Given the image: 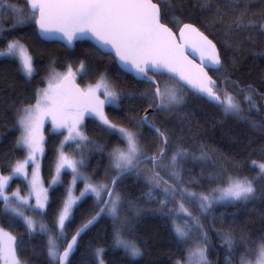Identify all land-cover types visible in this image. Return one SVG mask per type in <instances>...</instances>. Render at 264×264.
<instances>
[{"label":"trees","instance_id":"16d2710c","mask_svg":"<svg viewBox=\"0 0 264 264\" xmlns=\"http://www.w3.org/2000/svg\"><path fill=\"white\" fill-rule=\"evenodd\" d=\"M29 16L18 23L8 9H0V51L11 42L28 47L35 74L27 78L14 58L0 59V173L12 174L18 161L27 151L17 145L21 137L18 126V109L34 106L42 90L48 89L47 77L53 69L65 71L72 64L83 63L87 73L80 77V85L95 84L105 76L112 88L121 96L119 106L106 108L107 116L116 127L134 132L141 130L144 113L154 109V87L137 81L119 69L112 55L103 54L88 42L77 43L69 50L59 43L42 41L34 19L29 17L26 0H11ZM161 7L162 22L177 32L186 23L195 25L218 47L223 65L214 71L212 78L221 100L232 94L239 102V111L226 113L224 104H212L200 95L166 75L155 76L162 88L167 83L180 86L183 102L175 108L160 110L149 115L156 129L167 137L168 152L160 165L180 150L188 155L177 161V180L158 170L141 166L117 181L115 194L120 196L118 215L106 213L80 239L69 264H181L190 253L193 242L180 239L175 232L180 203L189 204L180 189L193 193H206L222 185L228 177H248L254 180L256 198L250 201L225 203L212 207L201 215L207 242L210 264H241L243 257L253 262L259 244L264 241V179H259V168L253 164L264 163V0H156ZM233 80V83H230ZM238 87H252L251 100ZM79 148L63 146L64 133H51L47 129L42 166L44 186L49 187L55 175L59 154L63 151L72 159L82 161V174L96 185L109 188L119 173L113 166L112 153L126 149L127 142L116 132L94 119H87ZM147 134L152 146H157L159 136L150 129ZM147 136V137H148ZM204 154L205 159L194 160ZM159 173V186L152 183ZM73 173L65 171L63 181L50 192L49 202L42 212L36 213L46 231H30L27 225L0 200V227L16 236V254L24 264H49L47 242L50 235L60 233L56 221L62 210ZM176 176V175H175ZM166 182V184H165ZM170 187L165 193L164 187ZM83 182L78 184V194ZM5 192L19 205L12 192L26 196L27 178H15ZM106 198V197H105ZM102 204L92 195L83 197L65 223L59 237L61 247L88 220L99 211ZM194 206L193 212H197ZM192 222V217H189ZM40 225H37L38 227ZM200 233V229H196ZM117 233L121 239L134 243L139 255L116 244ZM201 234V233H200ZM233 240L231 250L225 236ZM202 236V235H201ZM21 245H23L21 247ZM103 249L100 256L97 250ZM0 264H2L0 260Z\"/></svg>","mask_w":264,"mask_h":264},{"label":"snow or ice","instance_id":"6c2138e0","mask_svg":"<svg viewBox=\"0 0 264 264\" xmlns=\"http://www.w3.org/2000/svg\"><path fill=\"white\" fill-rule=\"evenodd\" d=\"M30 6L32 15L39 25L41 33L52 34L59 33L65 37L69 44L73 39L90 35L94 37L101 46H110L115 55L119 58L121 64L128 70H134L138 76L152 82V76L149 72L163 73L168 72L173 76H178L179 80L190 85L197 93L204 94L208 98L219 101L224 104L225 111L238 112L239 104L235 102L230 95H225L224 99L216 94L215 81L204 72L200 65H194L184 55V47L188 38L194 36L196 39L191 41V47L198 51L202 60L210 62L212 65H220L221 60L217 53L215 44L212 43L203 33H201L193 24H184L180 29V40L184 44L178 43L172 30L162 22L161 10L156 0H26ZM8 9L22 23L24 16L23 10L19 9L11 0H0V9ZM11 56L19 59L21 70L28 76L33 71L32 57L28 50L17 42H11L7 45V51H0V56ZM84 69L83 63L80 64V70ZM75 73L68 69L67 73L61 75L55 73L49 81L48 89L42 90L40 98L36 100L34 106H27L18 109V120L22 129L21 137L17 141L18 146L27 149V156L22 161H18L12 169L11 176L0 175V200L4 202L6 210H10L16 216L22 217L30 231H36L35 222L24 212L20 210L19 205L28 204V200L20 196L18 192H12L11 197L17 198L19 205H13L12 199L6 194L5 189L8 187L9 180L15 175H22L27 178V166L30 163L36 165L31 173V193L36 198V207L43 208L47 203V189L43 187L38 176V163L36 153L43 152L41 142L43 137L40 135V127L45 117H50L55 129L67 128V140L78 139L86 140L78 125L83 119L85 113L94 114L101 122L108 125L109 128L116 126L111 124L104 115V105L116 104L121 97L113 90L112 86L101 76L94 86H89L85 90L79 89L74 82ZM178 82V81H177ZM101 94L103 99H101ZM154 100L159 102L155 107L160 109L170 108L183 102L182 93L168 85L162 88L156 86L153 93ZM251 100V97H247ZM143 122L150 123L147 115L142 118ZM118 131L127 139L126 149H116L111 154L113 157V166L119 169L121 173L131 171L136 168L140 159V148L137 144L134 133L124 128ZM156 132L162 142L167 143V137L160 129ZM79 146V145H78ZM164 155V149L161 148L157 155L149 158L155 162L161 160ZM188 155L186 150H180L171 157L170 167L175 169L177 158ZM204 157L202 153L201 158ZM82 161H76L69 158L63 151L59 154V161L56 166L57 178L62 169H70L73 175V184L80 176L78 164ZM253 164L259 168V179H264V163ZM173 175L177 173L173 172ZM57 179H53L52 184H56ZM152 183L159 186V173H156ZM115 184V180H113ZM166 184V182H165ZM165 193L170 191V187H164ZM264 191V189H262ZM220 195L211 197L200 195V208L207 210L215 201H250L256 198L257 189L254 186V180L248 177L233 178L229 177L227 187L219 189ZM94 194L98 204L104 207L99 208L92 219L88 220L83 227L72 237L71 243L65 242L66 246L61 247L59 237L63 234L65 221L69 219L73 206L77 201L86 194ZM102 194L109 197L108 200L102 199ZM190 196H196L195 193H189ZM120 196L113 193L107 185H93L86 183L84 191L79 197H74L69 189L67 198L64 201L62 210L57 217V227L60 233L50 235L47 242V255L49 264H69V256L74 251L76 238L82 231L88 228L101 213L111 214L113 217L118 215ZM187 215V209L183 204L180 205ZM198 229L202 228L197 219ZM40 231H46L44 226H39ZM175 232L180 239H186L189 235L187 226L176 225ZM205 241L207 242L206 233ZM225 243L231 250L233 240L230 235L225 236ZM116 244L129 250L133 256L139 255V249L134 243L121 239L117 233ZM23 245H21L22 247ZM103 252V249L97 250V256ZM207 249L203 246H197L195 250H190L188 264H210L206 255ZM195 258V259H194ZM0 259L4 264H20L16 256V239L0 228ZM103 264V261H100ZM241 264H252L251 261L241 258ZM255 264H264V241L257 249V258Z\"/></svg>","mask_w":264,"mask_h":264},{"label":"rangeland","instance_id":"374dc122","mask_svg":"<svg viewBox=\"0 0 264 264\" xmlns=\"http://www.w3.org/2000/svg\"><path fill=\"white\" fill-rule=\"evenodd\" d=\"M23 13H24V16L22 17V19H27L28 16H29L28 11H23ZM20 44H22V43H20ZM22 45L28 50V47H27V46H25L24 44H22ZM6 51H7V49L4 50V52H6ZM28 52H29V50H28ZM29 54H30V52H29ZM30 56H31V54H30ZM31 57H32V56H31ZM2 58H14V57L6 56V55H5V56H0V59H2ZM14 59H16V60L19 62V64H20L19 59H17V58H14ZM83 65H84V64H83ZM32 66H33V71H32L31 76H28L24 71H22L23 74H24L27 78H32V77L34 76V74H35V67H34L33 59H32ZM20 67H21V64H20ZM68 69H69V67H68ZM68 69H66L65 71H58V70H56V69H53V70L51 71L50 75L47 77L48 86H49V81L53 78V76H54L55 73H59V74H61V75H64V74L67 73ZM71 70H72V69H71ZM72 71H73V73H75V77H76V79H80V77L85 76L86 73H87V70H86V67H85V66H84V69H83L82 71L80 70V64H75L74 70H72ZM103 77H105V76H103ZM105 79L107 80L106 77H105ZM107 81H108V80H107ZM108 82H109V81H108ZM95 84H96V83H95ZM95 84H88V85L84 84V85H81V86H82L83 89L85 90V89H87L89 86H94ZM109 84H110V83H109ZM110 85H111V84H110ZM165 85H168V86H170V87H174V88L178 89L179 91H180V90H183L180 86H175L173 83H167V84H165ZM113 90H114V89H113ZM114 91H115V90H114ZM117 95L120 96L118 93H117ZM120 97H121V96H120ZM39 98H40V96H39ZM39 98H38V99H39ZM233 98H234L235 102H237V103L239 104V102L237 101V99H236L235 97H233ZM101 99H103V95H102V94H101ZM119 102H120V100H119L116 104H108V103H106V104L104 105V108H103L104 115L106 116V118H107L108 120H109V118H108L107 113H106V108L109 107V106L117 107V106H119ZM178 105H179V104L174 105V106H172V107H170V108H175V107H177ZM223 106H224V105H223ZM170 108H166V109H164V110H168V109H170ZM224 109H225V106H224ZM226 113H228V114H234V112H230V111H226ZM87 119H94V120L98 121L99 123H101L102 125H104L105 127H107V128H108L109 130H111L112 132L114 131V132H116L117 134H119V135H120L122 138H124V139L126 140V142H127L126 137H124L123 134L120 133V132L118 131L119 127L109 128L108 125L103 124V123L101 122V120H100L97 116H95L94 114H90V113H85L84 116H83V119L81 120V122H80L79 125H78V128H79L80 132H81L83 135H84L83 126H84V124H85V122H86ZM109 121H110V120H109ZM110 123H111V122H110ZM111 124H113V123H111ZM113 125H114V124H113ZM18 126H19V124H18ZM19 128H20V126H19ZM47 129H49V131H50L51 133H54V134H57V133H64V134H65L64 141H63V146H64V147H65V145H70V147H73V148H71V149H74V148L76 149V148H79L80 143H81L82 141H80V140H78V139H75V140H67V142H65L66 139H67V137H68V135H69V133H68V129H67V128L55 129L54 126H53V124H52V122H51V118H50V117H45V118H44V120H43V122H42V125H41V127H40V130H39L40 135L43 137L42 142H41V146H42V148H43V152H42V153H41V152H37V153H36V157H37V161H36V163H38V176H39V180H40V182L42 183L43 187L47 189V196H48L47 203H48V202H49V199H50V192H51V190H52L54 187H56V186H58V185H60V184L62 183V181H63V173H64L65 171H71V170H70V169H62L61 172H60L59 177L57 178V175H56V168H55V175H54V178H53V179H57L58 182H57L56 184H52V181H53V179H52L51 182H50V186H49V187L44 186V183H43V180H42V166H43V157H44V146H45V142H46V138H47ZM124 129H125V128H124ZM126 130L128 131V129H126ZM20 131H21V133H22V129H21V128H20ZM136 141H137V144H138V146H139V148H140V159H139V161H140L141 158L146 154V151H144V148L141 146V143H140V141H139L138 138H136ZM78 145H79V146H78ZM20 147L27 151V149H25L24 147H22V146H20ZM65 155H67L69 158H71L70 153H69V154H65ZM172 156H173V155H172ZM172 156L169 157L170 159H169L168 161H165V162H163L161 165H160V164L158 165V170H159L160 172H163V173H165V174H167V175H169V173H173V172L177 173L176 169H173L172 167H170V164H171V157H172ZM182 158H183V157H182ZM182 158H181V157H178V158H177V161H178V160L181 161ZM71 159H72V158H71ZM202 159H205V157L201 158V156H200V157H197V158L195 157V158H194V160H202ZM73 160H75V159H73ZM76 161H77V160H76ZM139 161H138V162H139ZM56 166H57V164H56ZM177 166H178V165H177ZM35 167H36V165L33 164V163H30V164L27 166L26 171H27V173H28V192H27V195L24 196V198L28 200V204L19 205V208H20L21 211L24 212V215H25V216L30 217V218L35 222L36 227H37V230H36V231H39V227H38L37 225H40V220H39V218L36 216V213L42 212V211L44 210V208H45V206H46L47 203L45 204V206H44L43 208H37V207L35 206V205H36V198H35V196H34V195H30V193H31V185H30V181H31V173H32V171L34 170ZM115 169H116V168H115ZM116 170H117L118 172H120L119 169H116ZM78 171H79V173H80V176H81V177H84V179H80V178H78V179L76 180V182L73 184V176H72V178H71V180H70V181H71V182H70L71 185H70V188H69V189L72 191V195H73L74 197H79V194H78L77 191H78V184H79L80 182H83V188L81 187V188H82V191H84L86 183H91V184H93V185H96V184H94L93 182H91L88 178H86V177L82 174V172L80 171L79 165H78ZM11 175H12V174H11ZM11 175H9V176H11ZM73 175H74V174H73ZM23 177H25V176H22V175H15V176L12 177L11 180H13V179H15V178H23ZM231 177H232V176H231ZM172 178H174L173 180L176 181L178 177H177V175H176V176L173 175ZM233 178H235V177H233ZM11 180H9V182H10ZM228 181H229V177L225 180V182H224L222 185H219V186H217L216 188H214V189H212L211 191L206 192V193H203V192H202V193H197V194L195 193L196 196H190V195H188L189 193H193V192L188 191L187 189H183V188L180 189V194L183 195V196L185 197V200H187V201L189 202V204H187V205H186L184 202H181L180 205L183 204L184 208L187 209V212L190 213V215H187L183 210H181V207H180L179 217L177 218V222H176L175 226H176V225H181V226L186 225V226H187V229H188L189 235H188V237L186 238V240H190L191 242L194 243V245H192V248H191L190 250H195V249L197 248L198 245H199V246H203V247L206 248V246H205L204 243H203V239L205 238V235H204V234H205L206 232H205L204 229H203V224H202V220H201V215H203V214H205L206 212H208V211H209L212 207H214V206L221 205V204H225V203H235V202H239V201H227V200H223V201H215V202L212 203V206H211L210 208H208L206 211L200 208V200H199V197H200L201 194H202V195H208V196H211V197L219 196V195H220L219 189H222V188H224V187H227V185H228ZM9 182H8V183H9ZM108 188H109V187H108ZM87 195H92V196H94V197L96 198V196H95L94 194L89 193V194H86L85 196H87ZM85 196H84V197H85ZM105 197H106V195H103V194H102V199L105 200ZM82 199H83V197L80 198V199L77 201V203L73 206L71 216H72V214H73L74 209L80 204V202L82 201ZM96 199H97V198H96ZM194 206L197 207V208H196V209H197V212H193V211H192V210H194ZM71 216L69 217V219L71 218ZM18 217H19L21 220H23V222L26 224L25 220H24L22 217H20V216H18ZM189 217H192V222H190ZM69 219H68V220H69ZM197 219H198V221H199V225H202V228L200 229V233H201V234L196 230V229H198V227H197ZM68 220H66L65 223H67ZM26 225H27V224H26ZM65 225H66V224H65ZM0 228H1V227H0ZM58 230L60 231V229H58ZM198 230H199V229H198ZM4 231H5V230H4ZM5 232H7V231H5ZM8 233H9L10 235L14 236L15 239H16V236H15V235L11 234L10 232H8ZM201 235H202V236H201ZM16 245H17V239H16ZM206 255H207V252H206ZM16 256H17V254H16ZM17 258H18V256H17ZM256 258H257V255H256L254 261L252 262V264H255ZM18 259H19V258H18ZM194 259H195V258H194ZM207 259H208V257H207ZM0 260H1L2 264H4V261H3L2 259H0ZM19 261H20V264H24V263H22V261H21L20 259H19ZM188 261H189V255H188L187 260H186L184 263H181V264H188Z\"/></svg>","mask_w":264,"mask_h":264},{"label":"water","instance_id":"95a60500","mask_svg":"<svg viewBox=\"0 0 264 264\" xmlns=\"http://www.w3.org/2000/svg\"><path fill=\"white\" fill-rule=\"evenodd\" d=\"M26 4H27V3H26ZM159 6H160V5H159ZM27 7H28V10L31 12L30 6H29L28 4H27ZM160 10H161V7H160ZM161 16H162V12H161ZM186 24H189V23H186ZM36 25H37L38 36H39V38H40L42 41L47 42V43H59V44L65 46L66 48H68L69 50H73V49L75 48V46H76L77 43H80V42H88V43L92 44L94 47H96V48H97L99 51H101L103 54H106V55H112L113 58H114L115 61H116L117 66L119 67V69H120L121 71H123L124 73H126V74L132 76V77L135 78L137 81L146 82V83L152 85V86L154 87V89H155L156 86H160L159 83L155 80L154 77H155V76H159V75H166V76H168L169 78L174 79L176 82L178 81L177 83H178L179 85L184 86V87H185L188 91H190L191 93H194V94L200 95L201 97H203L204 99H206L208 102H210V103H212V104H216V103L218 102V101H215V100H212V99L208 98V97H207L206 95H204V94H199V93H197V92H196V91H195L190 85L186 84L184 81L179 80V77H178V76H173V74H171V73H168V72H163V73H159V72H157V73L149 72V75L152 76L153 80L156 82L155 84H153L152 82H150V81H148V80H146V79H144V78L138 76L137 73H136L134 70H132V71H128V70H127V69L121 64V62L119 61V58L115 55L114 50H112L110 46H101V45L96 41V39H95L94 37H91L90 35L79 36V37L73 39V41L71 42V44H69L68 41H67V39H66L65 37H63L62 34H59V33H52V34H44V33H41V31H40V29H39V25H38V24H36ZM168 27H169V26H168ZM182 27H183V25L180 27V29H181ZM194 27H196V26L194 25ZM169 28H170V27H169ZM196 28H197V27H196ZM170 29H171L172 32L175 34V36H176V38H177V42H178V43H182V44H184L185 41H181V40H180V29H179L178 32H175L172 28H170ZM197 29L200 31L199 28H197ZM200 32H201V31H200ZM201 33H203V32H201ZM203 34H204V33H203ZM204 35H205V34H204ZM205 36H206L209 40H211L207 35H205ZM195 39H196V38H195L194 36L188 38L187 44H186V46H185L184 49H183V51H184V55L187 57V59H188L189 61L192 62V64L202 66L203 69H204V72L207 73V75H208L209 77H211V75H210V73H209V70H212V69L219 70V69H221V67H222V60H221V56H220L219 49H218L217 45L211 40L212 43L215 44V46H216V50H217V53H218V55H219V57H220V60H221V64H220V65H216V66H214V65H212L210 62H208V61H206V60H202L200 53H199L198 51H194L193 48L190 46V45H191V41H192V40H195ZM211 79H212L213 81H215L212 77H211ZM74 82H75V85H76L79 89L84 90L83 87L78 83V81H77L76 79H74ZM215 85H216V81H215ZM216 94H217V93H216ZM217 95H218V94H217ZM158 102H159V101L157 100V103H158ZM160 110H161V109L158 108V107H156V108H154V109H149V110H147V111L144 113L143 117H144L145 115L148 116L149 114L157 113V112H159ZM142 121H143V120H142ZM144 123H145V122H144ZM145 125L148 126V127H152V126H151L150 124H148V123H145ZM152 128H153V127H152ZM153 129L156 130V128H153ZM162 140H163V138H162ZM163 149H164V155H163L162 159H163V158L165 157V155L167 154V151H168V143H163ZM162 159H161V160H162ZM161 160H157L156 162H159V161H161ZM146 161H151V160H150L149 158L142 159L141 161H139V162L137 163L136 168L132 169L131 171L123 172V173L119 172V173L114 177V179H113V180H115V184H113V181H112L111 186H110L109 189H111V190L113 191V193H115V189H116L117 181H118L120 178H122L123 176H125V175H127V174H130V173L136 171V170L139 168V166H140L141 164H143L144 162H146ZM0 175H1V173H0ZM108 199H109V197L106 195L105 200H108ZM101 207H104V205L102 204ZM98 212H99V211H98ZM105 214H106V213H101V214L96 218V220H95L91 225H89L88 228H86L84 231H82V232L80 233V235L76 238V245H75L74 251H73V252L70 254V256H69V262H70L72 256L75 254V252H76V250H77V247H78V244H79V242H80V239H81V238L84 236V234H86V233H87V232H88L93 226H95V225L98 223V221H99V220H100ZM82 227H83V226H82ZM82 227H81V228H82ZM81 228H80V229H81ZM80 229H79V230H80ZM76 233H77V232H76ZM75 235H76V234H75ZM75 235H74V236H75ZM71 240H72V238L69 240L68 243H71Z\"/></svg>","mask_w":264,"mask_h":264},{"label":"flooded vegetation","instance_id":"af4514ba","mask_svg":"<svg viewBox=\"0 0 264 264\" xmlns=\"http://www.w3.org/2000/svg\"><path fill=\"white\" fill-rule=\"evenodd\" d=\"M179 31V30H178ZM177 31V32H178ZM220 52V51H219ZM220 56H221V54H220ZM222 60V59H221ZM222 65H223V62H222ZM74 67H75V64H71L70 66H69V68H71L72 70H74ZM220 70V69H219ZM219 70H215V69H212V70H209V73H210V75L214 72V71H219ZM211 77H212V75H211ZM75 79H76V77H75ZM77 81H78V83H79V79H76ZM230 83H233V80H230ZM218 85V83H216V85H215V91H216V93L218 94V90H220V89H225L224 87H225V85H221V87H219V86H217ZM238 89H240L241 90V92L243 93V95H245V96H247V97H251V91H254V89L252 88V87H249V88H245V87H238ZM219 95V94H218ZM228 95H230V96H232V94H228ZM232 97H234V96H232ZM156 104H157V100H156ZM162 110V109H161ZM150 115V114H149ZM149 115L147 116L148 117V121H150V123H148V124H150L153 128H156L155 126V123H154V121L153 120H151L150 119V117H149ZM152 127H148V126H146L145 125V123L142 121L141 122V130L140 131H137V132H134V131H132V130H128V131H130V132H132V133H134V135H135V137L136 138H138L139 139V141H140V143H141V146L144 148V151H146V154L141 158V160L142 159H145V158H151V157H153V156H155V155H157V153L159 152V150L161 149V148H163V142H162V138L159 136V134L156 132V130L155 129H153ZM147 129H150L151 131H153L155 134H157L158 136H159V138H160V140H157L158 142H157V146H152V139L151 138H149V136L148 135H146L147 134ZM148 136V137H147ZM168 152V151H167ZM165 157H166V155H165ZM164 157V158H165ZM164 158L162 159V160H164ZM140 160V161H141ZM161 160V161H162ZM161 161H159V162H155V166H154V162L153 161H146V162H144L143 164H141L139 167H143V166H148V167H151L150 169H154V170H157V167H158V165L161 163Z\"/></svg>","mask_w":264,"mask_h":264}]
</instances>
